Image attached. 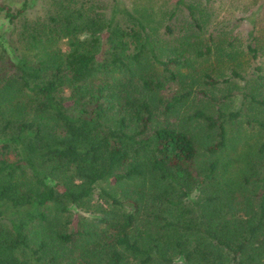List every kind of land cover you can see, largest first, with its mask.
Here are the masks:
<instances>
[{
	"label": "trees",
	"instance_id": "obj_1",
	"mask_svg": "<svg viewBox=\"0 0 264 264\" xmlns=\"http://www.w3.org/2000/svg\"><path fill=\"white\" fill-rule=\"evenodd\" d=\"M0 15V264H264V192L242 215L230 195L188 205L218 171L170 120L208 79L183 72L197 43L162 53L119 0H2ZM196 116L223 150L239 114Z\"/></svg>",
	"mask_w": 264,
	"mask_h": 264
},
{
	"label": "rangeland",
	"instance_id": "obj_2",
	"mask_svg": "<svg viewBox=\"0 0 264 264\" xmlns=\"http://www.w3.org/2000/svg\"><path fill=\"white\" fill-rule=\"evenodd\" d=\"M102 1L110 4L112 0ZM119 1L148 23L162 53L169 56L174 45L180 47L188 41L197 43L203 53L194 55L196 51H193V69L186 66L183 72H193L198 77L206 75L205 80L208 79L205 84L198 81L195 95L170 120L195 139L198 164L217 162L218 171L214 193L201 191L188 205H195L199 212L208 202V196L218 193L222 198L231 196L233 215H242L247 206L257 208L264 192L261 183L264 129L259 125L264 123V105L255 102L264 101V0ZM50 7V1H39L33 14H45ZM190 11L196 15L195 21ZM8 27L7 20L0 15V30ZM220 110L238 113L239 118L224 123L226 146L211 155L207 150L217 142L218 129H209L207 122L196 114L202 112L210 117ZM224 208L229 206L226 204ZM202 214L209 213L204 210ZM74 215L73 225H76L79 217ZM247 217L250 214H244L242 219Z\"/></svg>",
	"mask_w": 264,
	"mask_h": 264
}]
</instances>
